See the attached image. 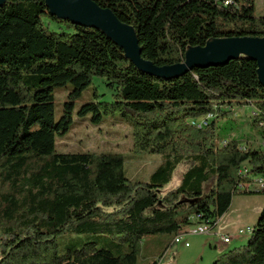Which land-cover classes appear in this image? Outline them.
<instances>
[{
  "label": "trees",
  "instance_id": "16d2710c",
  "mask_svg": "<svg viewBox=\"0 0 264 264\" xmlns=\"http://www.w3.org/2000/svg\"><path fill=\"white\" fill-rule=\"evenodd\" d=\"M93 1L134 28L142 58L158 67L183 62L188 46L210 38H264L255 0ZM256 69L241 59L169 81L149 77L99 31L50 16L41 0H7L0 8V264H145L148 237L161 239L162 257L147 263L159 264L194 222L213 230L235 195H264V148L230 119L253 108L248 125L264 140ZM95 77L112 100L87 102L76 116L127 123L134 155L162 157L146 182L126 178L121 154L55 151L72 125L74 101ZM67 84L72 90L55 120L53 92ZM179 168V185L160 196ZM63 234L109 236L126 250L114 255L89 242L59 255ZM210 264H264V206L248 241Z\"/></svg>",
  "mask_w": 264,
  "mask_h": 264
},
{
  "label": "rangeland",
  "instance_id": "374dc122",
  "mask_svg": "<svg viewBox=\"0 0 264 264\" xmlns=\"http://www.w3.org/2000/svg\"><path fill=\"white\" fill-rule=\"evenodd\" d=\"M255 14L264 16V0H255ZM50 30H57L55 24L48 23ZM72 86L56 87L53 92L54 96V117L58 120L62 114L63 103L67 100L68 94L71 92ZM97 93L98 98L94 97ZM112 91L106 86L101 78H93L91 85L86 88L81 96L74 101L73 121L69 131L62 137H57L55 141L56 153H118L123 155L125 176L131 182H146L150 175L158 167L162 161L160 155L137 156L132 150L131 127L118 118L112 119L106 117L100 124H93L90 116L79 119L76 116L77 110L87 102L112 100ZM237 115H231L230 119L235 120L242 126L238 128L239 135H247L255 140L254 145L259 146L261 140L254 135L248 125L249 118L253 115L254 109L246 107L237 110ZM247 122V123H246ZM184 168H179L173 175L172 180L160 189L159 195L162 196L166 192L175 189L181 180ZM255 196L264 195H235L232 198V207L225 214L224 226L231 228L232 225H238L236 229L253 228L258 215L263 207V198ZM231 206V205H230ZM235 214L237 221H232V215ZM219 220V219H218ZM188 229H192V226ZM235 231H238L236 230ZM237 234V233H236ZM251 232L243 235H236L231 243V248H236L245 244ZM207 235H187L185 242L189 244L184 247L183 243L174 244L165 252L166 259L159 264H210L216 257V249L206 244ZM215 241L218 236L213 237ZM92 242L95 248L108 250L114 255H118L126 250L117 240L105 235L92 234H63L57 239V252L64 255L68 252L78 250L83 244ZM205 244L204 251L201 246ZM164 250L162 248L161 239L148 237L144 241L142 255L143 263L147 264L153 259L162 257ZM202 257V260H201Z\"/></svg>",
  "mask_w": 264,
  "mask_h": 264
},
{
  "label": "water",
  "instance_id": "95a60500",
  "mask_svg": "<svg viewBox=\"0 0 264 264\" xmlns=\"http://www.w3.org/2000/svg\"><path fill=\"white\" fill-rule=\"evenodd\" d=\"M7 0H0V8ZM50 16L74 26L99 31L117 46L141 73L164 81L178 79L194 69L224 66L231 61L246 59L256 64L257 78L264 89V38H210L204 46L185 50L184 60L158 67L142 58V49L132 26L121 22L109 9L93 0H41Z\"/></svg>",
  "mask_w": 264,
  "mask_h": 264
},
{
  "label": "built area",
  "instance_id": "2783aa9c",
  "mask_svg": "<svg viewBox=\"0 0 264 264\" xmlns=\"http://www.w3.org/2000/svg\"><path fill=\"white\" fill-rule=\"evenodd\" d=\"M222 1L224 6H228L230 4H232V0H219ZM211 118V115L206 116V118H202L200 120H198L196 122L197 127H205L207 125L208 120ZM260 148H264V140H261L260 144H259ZM258 187H260L261 189H264V184L263 183H259ZM252 229L247 227L246 229H239L237 231V235H243L245 233L251 232ZM212 232L211 228L209 227V225L204 224V223H197L194 222V225H192V229H185V231H183L181 234H179L178 236H176L174 242L175 244H179L184 242L185 237L187 235H207L210 234ZM220 240L223 244H228L230 243V237L229 236H220ZM184 245L186 247L189 246L188 243H184Z\"/></svg>",
  "mask_w": 264,
  "mask_h": 264
},
{
  "label": "crops",
  "instance_id": "0c3cea01",
  "mask_svg": "<svg viewBox=\"0 0 264 264\" xmlns=\"http://www.w3.org/2000/svg\"><path fill=\"white\" fill-rule=\"evenodd\" d=\"M254 196V195H253ZM249 197H251V196H249ZM255 197H258V198H263V206H264V196H255ZM233 203V202H232ZM232 203H231V206H230V209H231V207H232ZM263 208V207H262ZM229 209V210H230ZM224 217H225V215H223L218 221H217V224H216V226L214 227V229L212 230V232L210 233V234H207V236H208V238H206L207 239V241H205V242H207L206 244H208V246L209 247H213L214 249H216V257H214V258H217L220 254H222V253H225L226 251H228V250H230V248H231V243H232V240H233V238L234 237H236V233H237V231H235V229L237 228V226L238 225H232V227L231 228H227L226 226H224V224H223V222H224ZM232 221H237V218H236V215L235 214H233L232 215ZM239 229H241V228H239ZM239 229H236V230H239ZM222 235H224V236H229L230 237V243H228V244H223L222 242H221V240H220V236H222ZM214 236H218L219 238H218V240L217 241H215L214 240ZM183 244L185 243V240H184V242H182ZM187 243V242H186ZM184 247H186L185 245H184ZM201 248H202V250L204 251V249H205V244H203L202 246H201ZM166 259V255H164V257L161 259L162 261L161 262H163L164 260ZM201 260H202V257H201Z\"/></svg>",
  "mask_w": 264,
  "mask_h": 264
}]
</instances>
